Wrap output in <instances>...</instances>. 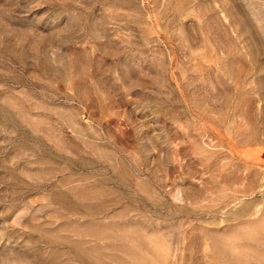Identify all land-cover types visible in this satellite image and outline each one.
<instances>
[{
    "label": "rangeland",
    "instance_id": "obj_1",
    "mask_svg": "<svg viewBox=\"0 0 264 264\" xmlns=\"http://www.w3.org/2000/svg\"><path fill=\"white\" fill-rule=\"evenodd\" d=\"M0 264H264V0H0Z\"/></svg>",
    "mask_w": 264,
    "mask_h": 264
}]
</instances>
